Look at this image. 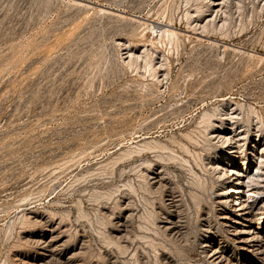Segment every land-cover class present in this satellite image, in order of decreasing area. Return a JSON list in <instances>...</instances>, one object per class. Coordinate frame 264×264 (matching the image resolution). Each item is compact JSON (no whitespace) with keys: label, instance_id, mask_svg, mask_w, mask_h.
<instances>
[{"label":"rangeland","instance_id":"1","mask_svg":"<svg viewBox=\"0 0 264 264\" xmlns=\"http://www.w3.org/2000/svg\"><path fill=\"white\" fill-rule=\"evenodd\" d=\"M76 1L0 0V264H209L220 242L241 260L214 134L234 122L260 164L264 0Z\"/></svg>","mask_w":264,"mask_h":264},{"label":"bare ground","instance_id":"2","mask_svg":"<svg viewBox=\"0 0 264 264\" xmlns=\"http://www.w3.org/2000/svg\"><path fill=\"white\" fill-rule=\"evenodd\" d=\"M77 1H78V3H80L84 6L89 4L87 1H85V3L83 2V0H77ZM222 2H223L222 0H208L209 6L212 7V9H215V11H218L217 8L222 4ZM99 11H100V9H99ZM101 11L102 12L103 11L104 12H111V10L109 11L108 8H104V7H101ZM115 12H117V11H115ZM119 14H120V16L121 15L124 16L120 12H119ZM192 15H191L190 11L187 12L188 18L191 17ZM198 16H200V14ZM123 18H125V17H123ZM133 18H135V17H133ZM142 22L144 23V21H142ZM213 22H215V21L211 20V24H213ZM188 24H189V26L192 25L191 22H189ZM206 24L207 23H204L199 28L194 27V25H193L192 28L194 31H192V32H191V30L186 29V31H188V33L185 34V35H187L186 39H187V37L190 38L191 35H196V39H199V35L197 34L196 31L198 29H201L202 31H204L206 29ZM151 26H152V24H151ZM213 26H214V24H213ZM213 26H212V28H213ZM159 27H160L161 31L162 30L164 31V33H168V34L172 35V36H170L172 38V40H174V39L178 40V38L183 34L179 31H176L177 29L173 28L172 23H169V22H167V24L159 25ZM152 28H153V26H152ZM208 30H209V28H208ZM204 34H206V32ZM165 36H167V34ZM170 37H169V39H171ZM173 37H174V39H173ZM188 40H190V39H188ZM216 45H217V43H216ZM223 46L226 47V44H224ZM241 48L237 47V49H235V50L239 51V49H240V51H241L242 50ZM150 70H152V69H150ZM153 70H155V69H153ZM155 74H156V72H155ZM234 113L235 112H232V111L228 112V110L224 109V112L222 114H218V115H224V118L230 117V118H228V120H229L233 117L232 114H234ZM215 115H216V113H213V112L211 113L209 111H205L203 116L204 117L206 116V117L211 119V117H213ZM224 122H225L224 120L221 121L220 125H223ZM228 124H230V125L225 126L223 128L219 127L218 134H214V136L218 137L224 143V146H226V150H225L226 155L224 157V160L221 161L222 165H219L218 168H220L224 172L222 175H219V176L221 178L224 177V179H226L225 183H229V185H226L225 187H223L220 190V193H219L220 198L219 199L222 200L221 201L222 203H224L225 201L228 202V208H227L228 210L224 215L221 216V218L224 219L223 220L224 225L227 226L228 236L230 237L229 239L232 240L234 247L236 249H238L240 251V253H242V259L241 260L234 259L232 254L228 253V248L220 242V244L211 247L209 249V251L207 252L208 263L209 264H264V234L262 233V230L264 229V215L259 217L262 213V211H260V210L262 208H264V203L262 204L261 208H256L255 204L253 203V200L248 199V197L246 198V194L244 191V187L247 184L246 183L247 178H251L254 175L256 176V174L260 173V171L262 173H264V141L261 138L259 140L258 139L254 140L253 141V143H254L253 148L251 147L250 152H249V155H252V156L259 155L260 164L258 163V165L253 166L252 170L249 171L248 167L250 166L251 162L247 156H244V157H242L243 158L242 163H244V165L247 164V168L246 167L245 168H243V167L239 168L240 164L235 160H237L238 158L242 159L241 158L242 155L240 156L239 150H240V148H242V144H243L242 141L245 139L246 135H243L242 132L239 134H233L235 132V128L233 126V125H235V123L229 122ZM262 179L264 181V178H262ZM251 186H252V189L250 190V192L253 195L254 194L259 195L261 193H264V182L252 183ZM174 223L175 222H173L170 225V227L175 226ZM45 236L46 235H44L43 237H41L39 239L40 242L42 241V243L40 245V248H41L40 254H41V256L48 258V256L55 254L56 247L61 243H60V240L57 237V235L53 236L50 234L48 238H46Z\"/></svg>","mask_w":264,"mask_h":264}]
</instances>
